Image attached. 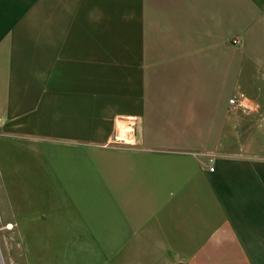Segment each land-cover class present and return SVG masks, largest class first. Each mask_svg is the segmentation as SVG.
Here are the masks:
<instances>
[{"label":"crops","instance_id":"crops-1","mask_svg":"<svg viewBox=\"0 0 264 264\" xmlns=\"http://www.w3.org/2000/svg\"><path fill=\"white\" fill-rule=\"evenodd\" d=\"M0 118L23 264H264V0H0Z\"/></svg>","mask_w":264,"mask_h":264},{"label":"rangeland","instance_id":"rangeland-1","mask_svg":"<svg viewBox=\"0 0 264 264\" xmlns=\"http://www.w3.org/2000/svg\"><path fill=\"white\" fill-rule=\"evenodd\" d=\"M129 121L133 122L131 125H133V127L135 126L136 128V125H135L136 120L129 119ZM116 135L118 137V131ZM132 139H134V143L132 142H127V143H130L134 145L135 147H139V145L137 144V140H136V134L134 135V137H132ZM121 142H126V141L121 140ZM68 143H71V142H68ZM49 173H53V172L50 171ZM32 178H33L32 173H17L15 177L16 185L18 187L32 186L33 185ZM2 182L3 181L0 178V264H23L24 243L17 240L16 232H15L16 227L15 228L9 227L7 223H5L7 220H9L8 218L9 217L8 207L9 206H7L4 200V194H3L4 184H2ZM47 182L55 190H58V188L61 186L56 178H48Z\"/></svg>","mask_w":264,"mask_h":264},{"label":"built area","instance_id":"built-area-1","mask_svg":"<svg viewBox=\"0 0 264 264\" xmlns=\"http://www.w3.org/2000/svg\"><path fill=\"white\" fill-rule=\"evenodd\" d=\"M233 43L235 45H240L241 44V38L240 37H236L234 38L233 40ZM245 95L244 94H240L236 97H233L230 99V110L231 111H235V110H238V109H246L247 107L245 106L244 102H245ZM4 124V120L0 118V126H2ZM210 163H211V166H210V171H214L215 168H214V158L213 156L210 157Z\"/></svg>","mask_w":264,"mask_h":264},{"label":"bare ground","instance_id":"bare-ground-1","mask_svg":"<svg viewBox=\"0 0 264 264\" xmlns=\"http://www.w3.org/2000/svg\"><path fill=\"white\" fill-rule=\"evenodd\" d=\"M132 126H130L127 123L124 122H119L118 125V140L120 141V143H127V142H131L129 141L128 137H132ZM121 140H125L126 142H121ZM10 227V226H9Z\"/></svg>","mask_w":264,"mask_h":264}]
</instances>
